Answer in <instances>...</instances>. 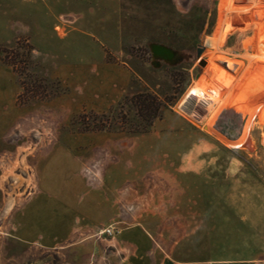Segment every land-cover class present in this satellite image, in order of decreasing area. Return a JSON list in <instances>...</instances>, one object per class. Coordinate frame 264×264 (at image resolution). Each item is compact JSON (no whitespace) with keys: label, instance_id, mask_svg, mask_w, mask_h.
<instances>
[{"label":"rangeland","instance_id":"obj_1","mask_svg":"<svg viewBox=\"0 0 264 264\" xmlns=\"http://www.w3.org/2000/svg\"><path fill=\"white\" fill-rule=\"evenodd\" d=\"M117 158L156 185L121 224L95 200ZM142 214L177 260L264 259V0H0V264H129Z\"/></svg>","mask_w":264,"mask_h":264},{"label":"crops","instance_id":"obj_2","mask_svg":"<svg viewBox=\"0 0 264 264\" xmlns=\"http://www.w3.org/2000/svg\"><path fill=\"white\" fill-rule=\"evenodd\" d=\"M200 159L199 155L197 160L200 161ZM199 165L200 163L197 164L198 167ZM120 166L119 158H117V162H114L112 167L103 171L101 179L98 178L101 190L95 195L96 204L104 213V222L110 219L113 224L124 223V214L128 208L133 207L134 203L148 205L150 201H153V193L156 191V185L151 184L152 181L145 180L144 177L137 178L133 167L124 165L125 168L120 169ZM86 175L90 181H93V178L100 175V170L96 169L95 174L87 172ZM79 185L83 186L82 180L79 181ZM144 217L142 214L140 219L135 221V225L122 229L124 233L123 235L120 233L119 241H116L119 247L122 245L119 249L126 250L128 254L131 252V255L135 257L133 262L129 259V264H264V259L258 257L239 260H177L173 258L174 249L165 248L161 241L143 226L146 224ZM113 241L114 239L111 242Z\"/></svg>","mask_w":264,"mask_h":264},{"label":"trees","instance_id":"obj_3","mask_svg":"<svg viewBox=\"0 0 264 264\" xmlns=\"http://www.w3.org/2000/svg\"><path fill=\"white\" fill-rule=\"evenodd\" d=\"M13 71H16V65L14 62L6 61ZM23 88V86H22ZM24 90V88H23ZM24 93L18 96V100L22 98ZM47 96H32V98H46ZM125 100H128L135 109V113L137 117L140 118L142 122L146 124V126L150 127L155 120H159L162 117V111L167 106L166 101L160 99L155 94L151 92H143L131 95L129 98L124 97ZM97 131L104 130V126H98L94 128ZM146 130L137 131V133H144Z\"/></svg>","mask_w":264,"mask_h":264},{"label":"built area","instance_id":"obj_4","mask_svg":"<svg viewBox=\"0 0 264 264\" xmlns=\"http://www.w3.org/2000/svg\"><path fill=\"white\" fill-rule=\"evenodd\" d=\"M117 233V229L116 227H114V225H110L102 230H100L99 232H97V236H109V237H113L115 236V234Z\"/></svg>","mask_w":264,"mask_h":264},{"label":"water","instance_id":"obj_5","mask_svg":"<svg viewBox=\"0 0 264 264\" xmlns=\"http://www.w3.org/2000/svg\"><path fill=\"white\" fill-rule=\"evenodd\" d=\"M153 52L157 55H166L167 57L170 56L169 52L161 47H155L153 48ZM202 52V50L200 49L199 51H197V56L200 55V53Z\"/></svg>","mask_w":264,"mask_h":264},{"label":"bare ground","instance_id":"obj_6","mask_svg":"<svg viewBox=\"0 0 264 264\" xmlns=\"http://www.w3.org/2000/svg\"><path fill=\"white\" fill-rule=\"evenodd\" d=\"M181 113V112H180ZM224 138V137H222ZM19 164L22 168L26 167V162H25V157H22L20 160H19Z\"/></svg>","mask_w":264,"mask_h":264}]
</instances>
